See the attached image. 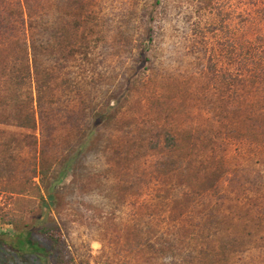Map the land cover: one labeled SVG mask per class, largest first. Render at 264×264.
<instances>
[{"label": "rangeland", "instance_id": "1", "mask_svg": "<svg viewBox=\"0 0 264 264\" xmlns=\"http://www.w3.org/2000/svg\"><path fill=\"white\" fill-rule=\"evenodd\" d=\"M218 2L234 23H246L240 41L264 33L250 24L256 0ZM50 3L54 25L61 17L80 25L68 35L76 55L66 63L56 54L51 59L55 77L64 67L52 84V99L63 108L49 116L53 129L44 130L37 113L33 129L6 124L3 118L17 113L0 108V242L11 252L28 238L48 247L55 231L66 245L64 264H210L195 248L198 228L210 226L211 176L234 187L227 194L233 201L263 163L257 144L227 134L233 126L244 130L240 119L255 112L259 92L254 79L230 65L228 78L210 73V6ZM87 42L88 58L78 51ZM231 101L236 107L229 111ZM103 102L112 119L98 126L86 118L95 133L63 158L80 137L89 115L83 110L102 109ZM167 134L174 145L166 144ZM36 256L51 264L47 255ZM246 256H264V245Z\"/></svg>", "mask_w": 264, "mask_h": 264}, {"label": "trees", "instance_id": "2", "mask_svg": "<svg viewBox=\"0 0 264 264\" xmlns=\"http://www.w3.org/2000/svg\"><path fill=\"white\" fill-rule=\"evenodd\" d=\"M83 2L73 0L77 9ZM46 3L47 0H0V108H5L4 112L11 109L17 113L16 118L6 115L3 118L6 124L33 129L36 127L37 113L38 124L44 130L53 129L48 121L49 116L63 109L59 101L52 99L51 91L53 82L63 76L64 67L59 64L55 77L51 59L55 54L60 63L75 58L77 48L68 41V35L74 33L80 25L73 22L70 26L62 17L54 25L50 17L52 5ZM205 6H210V15L213 16V22L210 23V73L228 78L231 74L227 66L230 65L239 77L243 73L249 81L254 79L252 84H257L259 92L255 112L250 108V113L240 119L245 125L244 130L240 131L233 126L227 130V134L257 144L262 151L263 163L259 170L249 171L247 179L240 183L242 191L238 192L233 201L227 194L234 187H225L222 184L223 176L219 179L218 173L211 176L210 196H213L215 202L210 204L209 228L200 226L197 230L195 256H210V264H237V261L239 264H264V256H246L253 254V251L257 252L264 245V33L257 34L252 40L240 41L237 34L246 23H234L232 16L224 12L218 0H205ZM254 7L255 17L250 24L264 26V0H256ZM153 32L154 28H149L147 38L150 43L153 42ZM82 50L88 58L91 43L78 47L79 53L83 54L80 52ZM105 105L94 112L83 110L89 112V115H85L83 125L79 126L80 137L62 155L63 158L70 157L72 149H81L84 138L95 133V125L99 126L112 119ZM235 107V102L231 101L228 110H235ZM92 116L98 121L94 128L86 121V118ZM165 139L168 146L175 144L170 134ZM45 190L49 191L50 188ZM247 192L255 193L254 199ZM49 199L53 202V198ZM44 205H48V202ZM48 235V247L28 238L25 244L14 246V253L45 254L51 264H64L66 245L55 238V231Z\"/></svg>", "mask_w": 264, "mask_h": 264}, {"label": "crops", "instance_id": "3", "mask_svg": "<svg viewBox=\"0 0 264 264\" xmlns=\"http://www.w3.org/2000/svg\"><path fill=\"white\" fill-rule=\"evenodd\" d=\"M0 250L2 251L3 253V256H5L6 258V261L4 264H43L44 262V259L43 257L44 256H30V255H17L15 254L14 252H11L8 248L5 247V244L4 243H1L0 242ZM36 261L35 263L34 262H31V260Z\"/></svg>", "mask_w": 264, "mask_h": 264}, {"label": "flooded vegetation", "instance_id": "4", "mask_svg": "<svg viewBox=\"0 0 264 264\" xmlns=\"http://www.w3.org/2000/svg\"><path fill=\"white\" fill-rule=\"evenodd\" d=\"M28 255L31 256V254H28ZM5 258H6V257L3 256V253H2V251L0 250V264H4V263H5V261H6ZM31 262H34V263H35L36 261H34L33 258H32Z\"/></svg>", "mask_w": 264, "mask_h": 264}]
</instances>
